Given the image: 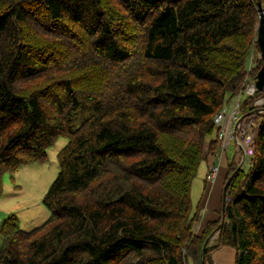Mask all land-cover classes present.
I'll return each instance as SVG.
<instances>
[{"label": "trees", "instance_id": "16d2710c", "mask_svg": "<svg viewBox=\"0 0 264 264\" xmlns=\"http://www.w3.org/2000/svg\"><path fill=\"white\" fill-rule=\"evenodd\" d=\"M257 1L0 0V194L67 138L50 216H5L0 264H200L210 235L204 264L220 246L264 264V90L242 100L254 150L227 163L218 218L195 231L191 198L215 114L262 66Z\"/></svg>", "mask_w": 264, "mask_h": 264}, {"label": "rangeland", "instance_id": "374dc122", "mask_svg": "<svg viewBox=\"0 0 264 264\" xmlns=\"http://www.w3.org/2000/svg\"><path fill=\"white\" fill-rule=\"evenodd\" d=\"M256 55L260 56V54H257L252 49L248 66H250L251 62H253V66ZM251 81H254V79H250L248 82L245 81L238 91H245V88L248 87ZM263 90L260 89V91ZM237 94L230 98L223 107L231 104L236 99ZM66 143L67 138L61 135L47 148V158L45 161L24 164L14 173L5 172L1 175L0 222L8 214L16 213L19 218L20 227L31 229L43 223L50 216V209L43 203L42 197L57 175L59 169L57 153ZM224 153L225 159L227 157L228 161L230 158H233L235 154L233 145ZM198 180L199 177L196 176L192 184L191 198L193 205H195L199 194L200 182H197ZM1 241L2 238L0 236V244ZM188 264L194 263L189 260Z\"/></svg>", "mask_w": 264, "mask_h": 264}, {"label": "built area", "instance_id": "2783aa9c", "mask_svg": "<svg viewBox=\"0 0 264 264\" xmlns=\"http://www.w3.org/2000/svg\"><path fill=\"white\" fill-rule=\"evenodd\" d=\"M250 62V61H249ZM252 63H250L251 68ZM258 87L255 85V81H251L245 91H240L236 99L226 107H223L214 116V122L219 128V152L222 154L226 152L232 145L235 150L236 158L239 163V167H245L249 164L251 156L254 150L253 138H254V121L248 117L243 116L241 107L242 100L245 96L253 95L257 92ZM263 98V101L258 99ZM253 105L257 106L252 110V115L264 112V95L256 98ZM220 165L218 163H210L209 172L207 175V181L213 182L216 178ZM198 225L194 222V230L197 231ZM222 264V263H216Z\"/></svg>", "mask_w": 264, "mask_h": 264}, {"label": "crops", "instance_id": "0c3cea01", "mask_svg": "<svg viewBox=\"0 0 264 264\" xmlns=\"http://www.w3.org/2000/svg\"><path fill=\"white\" fill-rule=\"evenodd\" d=\"M219 150V149H217ZM215 154V155H214ZM210 154L207 159L201 163L197 176L200 182L199 194L194 206H197L199 219L195 221L198 228L203 227L208 221L218 218V210L221 205L222 190L225 184V178L227 175V163L229 162L227 157L225 159V153L215 152ZM231 159V158H230ZM218 163L220 165L218 174L214 181H205V176L209 170L210 163ZM196 178V177H195ZM194 178V179H195ZM194 181V180H193ZM235 262V250L230 246H220L211 252V260L206 264H234Z\"/></svg>", "mask_w": 264, "mask_h": 264}, {"label": "water", "instance_id": "95a60500", "mask_svg": "<svg viewBox=\"0 0 264 264\" xmlns=\"http://www.w3.org/2000/svg\"><path fill=\"white\" fill-rule=\"evenodd\" d=\"M257 9H258L259 20H258V25H257L256 40L260 48V53L262 55L263 63L256 75L257 77L256 86L258 87V89H264V6L259 0L257 1ZM226 183L224 184V188L226 186ZM210 238H211V235L205 239L204 244L202 246L200 264H204V251H205L207 242L209 241Z\"/></svg>", "mask_w": 264, "mask_h": 264}, {"label": "bare ground", "instance_id": "6f19581e", "mask_svg": "<svg viewBox=\"0 0 264 264\" xmlns=\"http://www.w3.org/2000/svg\"><path fill=\"white\" fill-rule=\"evenodd\" d=\"M256 78H257V77H256ZM239 92H240V91H239ZM239 92H238V93H239ZM258 100H260V101H263V98H261V99H258Z\"/></svg>", "mask_w": 264, "mask_h": 264}]
</instances>
